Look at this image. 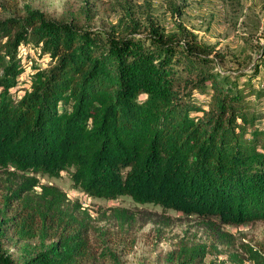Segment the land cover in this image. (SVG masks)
<instances>
[{
	"label": "trees",
	"instance_id": "1",
	"mask_svg": "<svg viewBox=\"0 0 264 264\" xmlns=\"http://www.w3.org/2000/svg\"><path fill=\"white\" fill-rule=\"evenodd\" d=\"M45 1L0 0V264H123L89 209L40 182L63 172L86 196L200 218L210 242L181 239L154 264H264V240L224 229L264 221V50L232 74L214 45L182 24L166 33L149 5L143 22L132 0H106L123 12L107 30L98 0L57 18ZM111 215L120 227L135 218Z\"/></svg>",
	"mask_w": 264,
	"mask_h": 264
},
{
	"label": "rangeland",
	"instance_id": "2",
	"mask_svg": "<svg viewBox=\"0 0 264 264\" xmlns=\"http://www.w3.org/2000/svg\"><path fill=\"white\" fill-rule=\"evenodd\" d=\"M70 1L79 0H46L43 10L57 18ZM97 3L95 22L109 30L123 16V12L114 10L109 2L102 5L98 0ZM171 3L180 8L181 14L172 12ZM132 4L143 22L149 5L152 17L166 33L177 31L178 24H182L202 41L214 45L222 56L218 60L221 71L232 74L250 72L259 53L264 50V0H240V7L236 11L223 0H132ZM30 53L36 61L34 51ZM18 86H22V82ZM262 102L264 106V99ZM39 179L41 183L57 185L70 200H78L90 210L95 224L105 232L100 237L118 254L123 264H154L160 255L174 248L181 239L211 240L209 231L201 226L200 218L196 215L163 209L159 205L139 204L129 196L114 200L86 196L73 186L68 172H63L60 177L39 175ZM4 184V178L0 175V195ZM114 207L132 211L135 214L132 223L120 227L111 215V208ZM224 229L231 232L236 240L250 243L264 240V221L224 226ZM97 242L101 243L99 239ZM219 248L222 249L221 246ZM224 257V254L219 255V258Z\"/></svg>",
	"mask_w": 264,
	"mask_h": 264
}]
</instances>
